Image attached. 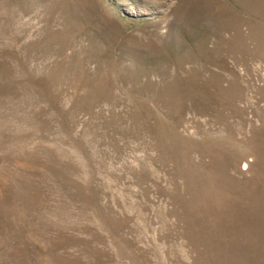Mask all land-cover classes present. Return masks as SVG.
<instances>
[{
    "label": "rangeland",
    "instance_id": "rangeland-1",
    "mask_svg": "<svg viewBox=\"0 0 264 264\" xmlns=\"http://www.w3.org/2000/svg\"><path fill=\"white\" fill-rule=\"evenodd\" d=\"M0 264H264V0H0Z\"/></svg>",
    "mask_w": 264,
    "mask_h": 264
}]
</instances>
